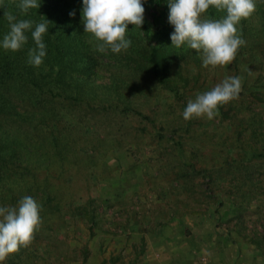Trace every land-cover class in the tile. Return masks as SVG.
Here are the masks:
<instances>
[{"label": "rangeland", "instance_id": "obj_1", "mask_svg": "<svg viewBox=\"0 0 264 264\" xmlns=\"http://www.w3.org/2000/svg\"><path fill=\"white\" fill-rule=\"evenodd\" d=\"M155 2L140 29L128 26L125 52L94 51L82 33L74 105L26 126L23 162L0 174V206L31 196L41 224L0 264H264V0L237 26L246 44L234 61L212 71L171 47L168 0ZM81 11L74 0L83 31ZM153 46L176 94L151 73ZM229 76L242 78L237 99L212 120H183L189 100Z\"/></svg>", "mask_w": 264, "mask_h": 264}, {"label": "clouds", "instance_id": "obj_2", "mask_svg": "<svg viewBox=\"0 0 264 264\" xmlns=\"http://www.w3.org/2000/svg\"><path fill=\"white\" fill-rule=\"evenodd\" d=\"M146 0H82L81 23L87 34L88 44L94 51H110L119 54L127 51L131 40L126 38L128 26L136 28L144 22ZM168 22L174 28L170 36L171 47L187 46L198 54L202 67L212 71L217 67L230 65L241 46L246 44L238 34V25L249 19L256 10V0H168ZM37 0H20L18 9L27 14L38 9ZM210 8L225 15L220 19L206 16ZM74 11L69 13L73 16ZM4 18L9 32L3 36L2 47L13 53L27 43L28 33L33 28L30 20H17L11 12L5 11ZM49 22L44 20L31 31L34 47L28 50V64L39 67L46 56L43 36L48 33ZM242 90V78L229 76L217 83L211 90L197 94L189 100L182 112L184 121L206 118L212 120L219 107L237 99ZM41 224L40 205L31 197H23L15 206H0V262L21 248H27L34 233Z\"/></svg>", "mask_w": 264, "mask_h": 264}, {"label": "trees", "instance_id": "obj_3", "mask_svg": "<svg viewBox=\"0 0 264 264\" xmlns=\"http://www.w3.org/2000/svg\"><path fill=\"white\" fill-rule=\"evenodd\" d=\"M165 1L156 0L155 5ZM37 2L40 3L38 9L21 14L17 7L20 0H0V43L10 30L5 11L15 15L17 20L33 22V28L26 33L28 41L21 50L13 53L0 47V174L4 169L16 167V162H23L22 139L28 132L26 126H46L57 119L54 109L58 106L74 105V76L70 74L74 72V64L87 59L86 48L81 45L82 28L75 22L74 15H69L74 11V0ZM44 20L49 22L48 33L43 36L46 56L39 67H34L27 62L28 50L34 47L31 31ZM158 33H155L156 38ZM158 52V47L151 48L148 59L151 73L159 85L176 94Z\"/></svg>", "mask_w": 264, "mask_h": 264}]
</instances>
